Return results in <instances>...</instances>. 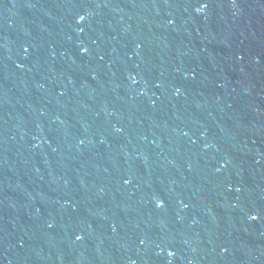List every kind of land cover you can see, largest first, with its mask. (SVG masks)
<instances>
[{
  "label": "water",
  "instance_id": "obj_1",
  "mask_svg": "<svg viewBox=\"0 0 264 264\" xmlns=\"http://www.w3.org/2000/svg\"><path fill=\"white\" fill-rule=\"evenodd\" d=\"M0 264H264V0H0Z\"/></svg>",
  "mask_w": 264,
  "mask_h": 264
},
{
  "label": "snow or ice",
  "instance_id": "obj_2",
  "mask_svg": "<svg viewBox=\"0 0 264 264\" xmlns=\"http://www.w3.org/2000/svg\"><path fill=\"white\" fill-rule=\"evenodd\" d=\"M204 6H206V5H204ZM81 19H83V17H81ZM84 51L86 52L87 51V49H84ZM254 219H255V217H254ZM81 237H77V239H80ZM169 255L171 256V255H173V253H171V252H169Z\"/></svg>",
  "mask_w": 264,
  "mask_h": 264
}]
</instances>
